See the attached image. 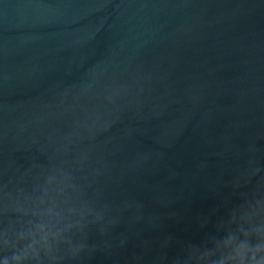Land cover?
<instances>
[{"label": "water", "instance_id": "water-1", "mask_svg": "<svg viewBox=\"0 0 264 264\" xmlns=\"http://www.w3.org/2000/svg\"><path fill=\"white\" fill-rule=\"evenodd\" d=\"M0 264H264V0H0Z\"/></svg>", "mask_w": 264, "mask_h": 264}]
</instances>
